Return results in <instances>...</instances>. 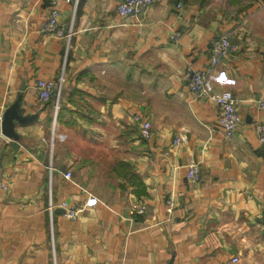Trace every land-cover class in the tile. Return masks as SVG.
Instances as JSON below:
<instances>
[{"label": "crops", "instance_id": "crops-1", "mask_svg": "<svg viewBox=\"0 0 264 264\" xmlns=\"http://www.w3.org/2000/svg\"><path fill=\"white\" fill-rule=\"evenodd\" d=\"M120 1H59V36L50 0H0V264H264L261 4L155 0L130 18ZM222 34L238 49L210 69ZM203 69L241 100L231 139L218 105L189 87ZM39 80L61 91L42 100ZM16 101L27 119L9 138ZM190 163L201 180H187Z\"/></svg>", "mask_w": 264, "mask_h": 264}, {"label": "built area", "instance_id": "built-area-1", "mask_svg": "<svg viewBox=\"0 0 264 264\" xmlns=\"http://www.w3.org/2000/svg\"><path fill=\"white\" fill-rule=\"evenodd\" d=\"M54 9L51 12L49 20L46 24V27L51 31L55 32L57 35L62 36L64 34V30L59 27V17L60 10L57 8L58 2L62 0H50ZM67 2L77 1V0H65ZM155 0H122L119 2L117 6V13L122 17H130V18H139L141 17L148 7ZM176 6L181 9L183 8L184 0H175ZM238 49V45L234 42L232 37L229 34H222L216 36L212 40V56L210 69L216 68L231 52L236 51ZM194 70L190 73V82L189 87L194 94V96L198 99L209 98L215 104L218 105L220 110V124L222 125L223 134L225 138L231 139L235 132L237 131L242 119L238 110V105L240 103V99L234 95L233 92L225 90V91H213L208 84V76L211 70ZM61 80L58 84L54 81H46L39 80L37 82V88L39 91V96L42 100L47 101L53 91L58 89L61 91ZM257 106L264 110V97L258 99L256 101ZM59 108V102L56 104V109ZM134 121L140 125V133L142 138L149 140L154 136L152 122L148 117H144L142 114H135L133 117ZM256 133L258 135L259 141L264 143V123L259 122L256 125ZM186 137H177L174 140V144L186 143ZM69 178L71 176L70 173L66 174ZM186 178L188 181L196 182L201 180L200 168L197 163H190L186 167ZM61 207L65 210V215L76 219L79 215V212L76 208L70 207L67 203H62ZM174 208V200L173 197H170L168 201V212H172ZM137 212H144V207H139ZM233 263H237L239 261L238 257L233 258Z\"/></svg>", "mask_w": 264, "mask_h": 264}, {"label": "water", "instance_id": "water-1", "mask_svg": "<svg viewBox=\"0 0 264 264\" xmlns=\"http://www.w3.org/2000/svg\"><path fill=\"white\" fill-rule=\"evenodd\" d=\"M20 101H16L4 114L2 120V133L9 137L14 138L16 137V133L14 131L15 121L19 123H24L27 118L22 117L21 113L19 112Z\"/></svg>", "mask_w": 264, "mask_h": 264}, {"label": "rangeland", "instance_id": "rangeland-1", "mask_svg": "<svg viewBox=\"0 0 264 264\" xmlns=\"http://www.w3.org/2000/svg\"><path fill=\"white\" fill-rule=\"evenodd\" d=\"M223 1L227 3L226 6H228V7L233 6V5H230V4H229V0H226V1H225V0H215V2H216L218 5H221ZM255 2L261 4V6L258 5V9H259L258 11L261 12V13H262V16L264 17V0H262V1L260 0V2H259V0H252V1H251V0H244V1L241 0V3H242V4L248 5V6L246 7V9L250 8L251 6H253ZM246 3H247V4H246ZM232 9L234 10L233 7L231 8V10H232Z\"/></svg>", "mask_w": 264, "mask_h": 264}, {"label": "trees", "instance_id": "trees-1", "mask_svg": "<svg viewBox=\"0 0 264 264\" xmlns=\"http://www.w3.org/2000/svg\"><path fill=\"white\" fill-rule=\"evenodd\" d=\"M233 1V4H236V3H240L241 0H232Z\"/></svg>", "mask_w": 264, "mask_h": 264}]
</instances>
